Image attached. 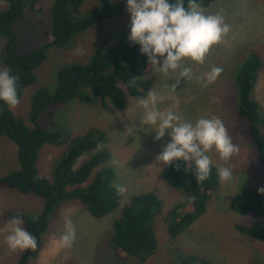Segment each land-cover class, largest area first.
Returning a JSON list of instances; mask_svg holds the SVG:
<instances>
[{
    "label": "rangeland",
    "instance_id": "374dc122",
    "mask_svg": "<svg viewBox=\"0 0 264 264\" xmlns=\"http://www.w3.org/2000/svg\"><path fill=\"white\" fill-rule=\"evenodd\" d=\"M54 1L34 0L40 10L26 8L24 16L15 23L19 52L26 53L45 46L46 33L51 28L50 13ZM109 1L117 4L124 0ZM0 6L4 10L7 4L0 0ZM99 6L100 0H86L83 10ZM204 10L206 14H221L230 26V31L221 43L212 46L203 65L190 60L184 63L193 68L195 75L213 66L220 67L223 72L218 79L203 87L194 78L190 81L184 78L172 91L170 86L175 83L178 71H170L165 75L152 68L144 77L162 97L157 104L160 110L175 105L173 110L189 122L195 123L201 117H218L225 123L233 142L240 149L229 162L233 165V178L221 182L220 189L212 193L206 213L201 214L182 235L171 239L164 218L188 198L181 191H176L171 182L160 178L168 165L158 163L156 157L163 146L170 142V137L166 134L162 140L155 141V132L148 130L150 126L141 127L143 109L136 106V101L146 96L149 89H143L140 96H129L127 108L120 112L111 105L103 106L100 102L87 105L79 99L56 106L53 112L55 128L64 134L66 142L47 143L42 147L37 163L41 176L52 179L56 166L67 155L71 139L99 129L105 133V139L95 150L84 153L77 160L75 169H80L98 152L108 150L111 158L106 166L116 174L114 185L126 186L127 193L121 196L120 207L115 212L100 219L94 218L80 201H64L51 217L49 229L43 234L44 246L40 256L30 259L29 264H138L134 258H122L111 238L114 224L122 217L123 207L132 197L145 193L156 194L161 200V207L156 210L152 222L159 240V250L144 264H181L182 259L190 254L200 255L214 264L264 263V243L241 235L235 228L237 224L249 225L258 217L252 213L243 215L231 208V197L237 192L264 187V167L250 138V125L237 115L239 89L232 71L253 51H258L264 62V0H219ZM130 20V13L127 12L77 34L63 48L48 50L43 66L35 70L36 83L29 85L20 104L11 108L15 117L24 119L33 128L30 112L32 97L38 89L46 87L55 92L59 83L58 75L63 68L72 64H89L97 45L105 51L110 50L124 33L130 32ZM5 44L6 39L0 37V68H4L1 55ZM254 99L261 103L264 117V64L259 73ZM128 128H133V131L129 133ZM17 154V144L0 136V178L14 170H21ZM208 155L218 168L226 166L215 150ZM113 160L119 161V166L113 165ZM188 164L192 166L195 162ZM245 174L255 175L245 179ZM43 208L44 200L36 195H25L8 187H0V225L8 219L4 218L6 214H21L36 220ZM69 210L76 228V239L71 248H59L53 244V240L62 233L64 214L69 213ZM27 251L10 252L3 242V234H0V264H17Z\"/></svg>",
    "mask_w": 264,
    "mask_h": 264
},
{
    "label": "trees",
    "instance_id": "16d2710c",
    "mask_svg": "<svg viewBox=\"0 0 264 264\" xmlns=\"http://www.w3.org/2000/svg\"><path fill=\"white\" fill-rule=\"evenodd\" d=\"M4 1L7 7L3 10L0 6V37L6 39V44L1 60L4 68L10 69L11 75L19 78L17 89L20 99L26 88L36 83L35 70L43 66L48 50L63 48L77 34L127 13V0L117 4L100 0L99 7L85 11L83 6L86 0H55L51 8V28L47 30L45 46L21 53L14 25L24 16L26 8L32 11L40 8L34 0ZM218 1L197 0L203 8H209ZM129 35L130 32L124 33L110 50L105 51L103 47L95 46V54L89 64H72L63 68L59 72L55 92L46 87L38 89L32 97L30 112L33 128L24 119L16 118L12 109L0 101V136L17 144V159L21 165V170H14L0 178V187H8L25 195L33 194L44 200L43 211L36 220L21 214L4 216H21L26 229L38 240L37 250L29 249L17 264H29L30 259L40 256L44 246L43 234L49 229L51 217L64 201H80L97 219L120 207L121 196L114 188L116 174L106 166L111 158L108 150L98 152L80 169H75L77 160L84 153L95 150L103 142V131L95 129L71 139L67 155L56 166L52 179L41 177L37 163L45 144L66 142L64 134L55 128L53 112L56 106L79 99L87 105L97 102L103 106L111 105L120 112L127 108L130 95L140 96L143 89H150L149 80L144 76L152 67L148 64L147 56L141 54L140 46L128 40ZM259 54L258 51L251 52L232 71L239 89L237 115L249 123L250 138L264 167V117L261 103L254 99L263 64ZM132 78H137L135 86L130 84ZM97 169L99 170L92 178ZM217 169L212 164L210 176L202 182L195 178V164L190 166L183 160L174 161L162 171L161 180L171 182L176 191H181L188 198V201L176 205L164 218L171 239L183 234L201 214L206 213L212 193L221 186ZM253 175L255 174L244 176L249 179ZM160 207L161 200L154 193L136 195L123 207L122 217L114 224L111 238L122 258H134L138 264H144L157 253L159 240L152 222ZM231 208L234 212L243 215L252 213L258 217L249 225L237 224L235 228L241 235L264 243V196L258 190L245 189L231 197ZM159 227L160 222L157 229ZM182 264L214 263L200 255L190 254L182 259Z\"/></svg>",
    "mask_w": 264,
    "mask_h": 264
},
{
    "label": "clouds",
    "instance_id": "9594fccd",
    "mask_svg": "<svg viewBox=\"0 0 264 264\" xmlns=\"http://www.w3.org/2000/svg\"><path fill=\"white\" fill-rule=\"evenodd\" d=\"M126 11L131 16L128 40L140 46L141 54L147 56L148 64L165 75L170 71H178L175 83L170 86L172 91L184 78L187 81L194 78L207 87L223 72L222 68L213 66L195 75L193 68L184 63L190 60L203 65L212 46L223 41L230 26L221 14H206L197 0H187V5L185 0H127ZM137 78L130 79L132 86H135ZM18 79L11 75L10 69L0 68V101L8 108L14 109L20 104ZM161 100L162 97L150 84L146 96L136 101V106L143 109L141 127L149 125L148 130L155 132V141L162 140L166 134L170 137V142L163 146L156 161L166 165L177 160L188 163L194 161L195 178L202 182L212 170V159L208 153L215 150L226 165L217 169V175L221 182L230 181L233 178V165L229 162L240 149L233 142L225 123L218 117H201L195 123L189 122L173 110L175 105L160 110L157 104ZM127 131L131 133L133 128ZM112 164L119 166V161L113 160ZM114 188L119 196L127 193L126 186L122 184H115ZM258 193L264 196V187L258 188ZM24 224L22 217L17 215L0 225V234H3V242L10 252L37 250V237L26 230ZM62 227V233L53 240V244L59 248H71L76 239V228L70 210L64 214Z\"/></svg>",
    "mask_w": 264,
    "mask_h": 264
}]
</instances>
